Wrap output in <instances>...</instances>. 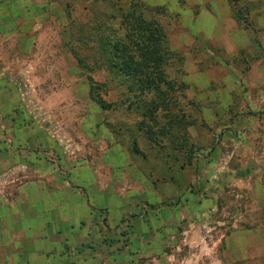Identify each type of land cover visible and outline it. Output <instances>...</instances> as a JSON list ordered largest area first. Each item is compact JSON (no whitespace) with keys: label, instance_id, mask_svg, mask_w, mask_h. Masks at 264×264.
I'll use <instances>...</instances> for the list:
<instances>
[{"label":"rangeland","instance_id":"1","mask_svg":"<svg viewBox=\"0 0 264 264\" xmlns=\"http://www.w3.org/2000/svg\"><path fill=\"white\" fill-rule=\"evenodd\" d=\"M136 1L168 40L146 80L104 57ZM35 143L60 199L128 209L103 264H264V0H0V174Z\"/></svg>","mask_w":264,"mask_h":264},{"label":"crops","instance_id":"2","mask_svg":"<svg viewBox=\"0 0 264 264\" xmlns=\"http://www.w3.org/2000/svg\"><path fill=\"white\" fill-rule=\"evenodd\" d=\"M36 145L37 151L32 153L33 160H40L38 165L28 161L32 156L22 146L10 145L21 150L18 154L24 161L0 174V264H103L100 255L109 244L91 247L96 236H101L100 224L104 221L109 228H116L128 209L73 208L71 199H60L59 171L44 170L48 162ZM4 151L9 157L15 153L7 148ZM3 163L11 164V157ZM16 178L22 182L12 191L13 197H7L5 182ZM101 214L103 221L99 220ZM136 219L132 216L130 222Z\"/></svg>","mask_w":264,"mask_h":264},{"label":"trees","instance_id":"3","mask_svg":"<svg viewBox=\"0 0 264 264\" xmlns=\"http://www.w3.org/2000/svg\"><path fill=\"white\" fill-rule=\"evenodd\" d=\"M133 1V0H132ZM137 1L129 6V12L123 16L126 26L124 36L106 37L104 40V57L109 63H113V73L122 72L128 78L139 77L143 80L156 76L164 61L167 59L168 40L162 24L139 8ZM146 8V7H145ZM105 59V58H104ZM80 61V59H79ZM162 78V74H158ZM148 83H142L141 87L146 89ZM102 85L91 80V92L98 102L105 106V101L99 96ZM150 91V89H147Z\"/></svg>","mask_w":264,"mask_h":264}]
</instances>
